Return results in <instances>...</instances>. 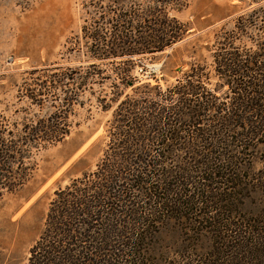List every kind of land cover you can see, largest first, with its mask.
<instances>
[{
    "label": "rangeland",
    "instance_id": "1",
    "mask_svg": "<svg viewBox=\"0 0 264 264\" xmlns=\"http://www.w3.org/2000/svg\"><path fill=\"white\" fill-rule=\"evenodd\" d=\"M155 15L157 21L167 15L183 23L182 38L161 51L128 52L127 46L122 50L114 47L117 54L113 53L111 44L124 31L123 26L113 30L115 21H127L129 33L137 34V30L145 31L139 26H147ZM262 46L264 0H0V119L6 133L26 134L40 119L49 118L51 123L58 108H65L67 128L60 140H42L39 146H32L29 158L24 159L32 167L25 183L11 191L4 189L0 196V264H29L55 192L94 171L109 145L118 141L109 129L115 108L125 96H166L186 71L201 66L207 76L206 89L217 101H229L233 92L216 75L217 61L225 49L244 54ZM90 63L96 66L92 74L85 75ZM72 69L78 74L73 76ZM172 94L176 98L177 93ZM160 103L180 106L176 99ZM213 125L206 116L197 126L206 130ZM177 126L178 135L187 138L189 129ZM154 132L151 136H156ZM247 143L246 150L238 148L237 165L226 175L227 179L235 176L237 182L217 183L213 189L228 205V215L244 221V238L226 237L223 231H231L221 225L218 232L217 221L225 220L220 202L213 207L195 203L201 208L193 205L194 211L190 204L184 205L177 214L169 212L149 224L156 234L154 238L147 234L152 243L139 249L145 264L214 263L213 248H221L226 260L235 255L241 242L247 243L249 251L254 247L253 252L258 253L259 247L263 255L258 236L264 234L260 224H264V138ZM145 146L149 162L160 153L171 152L166 143ZM198 149L202 151L199 144ZM206 149L210 154V148ZM191 150L174 148L169 154L175 161L188 160ZM172 162L163 166H172ZM156 183H162L157 176L143 186L150 191ZM145 192L135 189L128 207L136 201L142 206L149 198ZM165 203L177 205L170 196ZM134 227L139 233L146 232L141 224ZM242 249L238 264H264V258H245Z\"/></svg>",
    "mask_w": 264,
    "mask_h": 264
},
{
    "label": "trees",
    "instance_id": "2",
    "mask_svg": "<svg viewBox=\"0 0 264 264\" xmlns=\"http://www.w3.org/2000/svg\"><path fill=\"white\" fill-rule=\"evenodd\" d=\"M152 20L147 26H139L145 31L137 30V34L129 33L131 29L125 26L127 21H115L113 30L123 26L124 31L111 44L113 53L117 54L114 47L122 50L127 46H130L128 52L161 51L182 38L185 32V25L173 17L165 15L163 21H157L155 15ZM217 63L216 75L233 92L229 101H217L218 98L206 89L207 76L201 66H192L186 71L166 96L146 94L136 99L125 96L120 101L109 129L118 141L109 145V151L94 171L84 173L55 192L45 229L31 249L29 264H145L146 259L140 256L139 249L152 243L147 241V234L151 238L156 234L150 226L158 221L154 218L169 212L177 214L181 206L189 204L190 210L194 211L193 205L201 208L195 204L198 202L209 204L208 207L220 202L225 220L217 221L218 232L221 225L231 231L229 234L223 231L226 237L244 238V221L242 224L228 215L225 210L228 205L220 199L221 193L213 189L217 183L224 186L237 182L235 176L227 179L226 175H231L230 169L237 165L238 148L246 150L250 145L247 140L264 138V46L256 51L246 50L244 54L236 49H225ZM90 66L85 75L92 74L91 69L96 64L90 63ZM71 74L74 76L78 71L72 69ZM172 93H177L176 98ZM174 99L180 106L160 103V100ZM64 109L58 108L54 112L55 119L51 123L49 118L40 119L38 125H30L29 131L22 135L14 136L10 130L6 133L7 128L0 119V196L4 189L11 191L25 183L27 170L32 167L26 165L24 159L29 158L32 146H39L42 140L58 141L64 136L67 131ZM206 116L214 125L205 130L197 125ZM177 125L189 129L187 138L178 135ZM151 131H155L156 136H151ZM150 142L155 146L166 143L171 152L160 153V157L149 162L150 153L145 145ZM186 147L192 149L188 151L191 153L188 160L171 159L174 148ZM206 148H210V154ZM171 161H174L172 166H163ZM155 176L162 183L152 185L147 191L143 185ZM171 178H175V183ZM135 189L146 191L144 195L149 197L148 202L139 206L136 201L130 208ZM166 196L177 205L171 207L165 203ZM140 224L146 227V232L136 230L134 226ZM260 224L264 228V224ZM218 237L222 238L221 235ZM258 239L264 248V234ZM241 243H237L235 255L226 260L221 255V248H213L212 256L217 260L205 264H238L241 248L247 259L248 256L258 260L264 258L259 247L257 253L253 252L254 247L249 251L247 243Z\"/></svg>",
    "mask_w": 264,
    "mask_h": 264
}]
</instances>
